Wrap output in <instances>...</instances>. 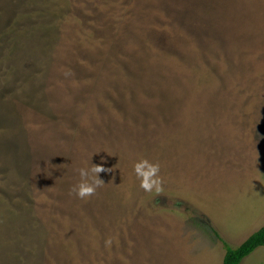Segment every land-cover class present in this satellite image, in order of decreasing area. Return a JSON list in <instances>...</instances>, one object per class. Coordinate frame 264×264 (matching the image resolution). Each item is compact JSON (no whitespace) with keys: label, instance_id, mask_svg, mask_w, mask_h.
Returning <instances> with one entry per match:
<instances>
[{"label":"rangeland","instance_id":"1","mask_svg":"<svg viewBox=\"0 0 264 264\" xmlns=\"http://www.w3.org/2000/svg\"><path fill=\"white\" fill-rule=\"evenodd\" d=\"M262 224L264 0H0V264H222Z\"/></svg>","mask_w":264,"mask_h":264},{"label":"clouds","instance_id":"2","mask_svg":"<svg viewBox=\"0 0 264 264\" xmlns=\"http://www.w3.org/2000/svg\"><path fill=\"white\" fill-rule=\"evenodd\" d=\"M89 171H92L96 174L95 179L91 183H89L87 180ZM101 171L109 170L104 169L101 166H93V168L90 170L85 168L79 169L81 181L73 189L79 198L83 199L93 195L96 191V188L103 184V182L98 178V173ZM133 171L140 179V187L144 191H160L161 180L158 175L160 171V166L158 163L151 162L146 158H141L134 162Z\"/></svg>","mask_w":264,"mask_h":264},{"label":"trees","instance_id":"3","mask_svg":"<svg viewBox=\"0 0 264 264\" xmlns=\"http://www.w3.org/2000/svg\"><path fill=\"white\" fill-rule=\"evenodd\" d=\"M258 247H264V225L236 248H229L225 245V254L222 264H240Z\"/></svg>","mask_w":264,"mask_h":264},{"label":"crops","instance_id":"4","mask_svg":"<svg viewBox=\"0 0 264 264\" xmlns=\"http://www.w3.org/2000/svg\"><path fill=\"white\" fill-rule=\"evenodd\" d=\"M260 193H262V192H260ZM263 225H264V224H262L261 227H262ZM261 227H260V228H261ZM260 228H259V229H260ZM259 229H258V230H259ZM258 230H257V231H258ZM255 232H256V231H255ZM253 233H254V232H253ZM253 233H252V234H253ZM252 234H251V235H252ZM249 236H250V235H249ZM249 236H248V237H249ZM248 237H247V238H248ZM247 238H246V239H247ZM246 239H245V240H246ZM245 240H244V241H245ZM238 246H239V245H238Z\"/></svg>","mask_w":264,"mask_h":264}]
</instances>
